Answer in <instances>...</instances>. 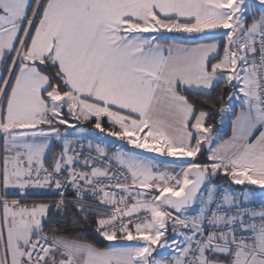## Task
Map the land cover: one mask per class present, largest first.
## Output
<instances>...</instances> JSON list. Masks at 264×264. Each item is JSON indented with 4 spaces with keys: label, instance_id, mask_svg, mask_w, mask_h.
Returning <instances> with one entry per match:
<instances>
[{
    "label": "snow or ice",
    "instance_id": "6c2138e0",
    "mask_svg": "<svg viewBox=\"0 0 264 264\" xmlns=\"http://www.w3.org/2000/svg\"><path fill=\"white\" fill-rule=\"evenodd\" d=\"M0 264H264V0H0Z\"/></svg>",
    "mask_w": 264,
    "mask_h": 264
},
{
    "label": "crops",
    "instance_id": "0c3cea01",
    "mask_svg": "<svg viewBox=\"0 0 264 264\" xmlns=\"http://www.w3.org/2000/svg\"><path fill=\"white\" fill-rule=\"evenodd\" d=\"M178 35H187V34H178ZM227 132L228 134H230V126L228 127L227 129ZM226 138V137H225ZM218 184V183H217ZM227 187L233 189V190H236V191H241V190H244L245 188L249 189V190H252V191H256V192H259L261 191L257 186L255 185H247V186H244V185H234V184H231L230 181H228V184H227Z\"/></svg>",
    "mask_w": 264,
    "mask_h": 264
},
{
    "label": "trees",
    "instance_id": "16d2710c",
    "mask_svg": "<svg viewBox=\"0 0 264 264\" xmlns=\"http://www.w3.org/2000/svg\"><path fill=\"white\" fill-rule=\"evenodd\" d=\"M215 182L216 183L224 182V183L228 184V180H226L223 177L216 178Z\"/></svg>",
    "mask_w": 264,
    "mask_h": 264
},
{
    "label": "rangeland",
    "instance_id": "374dc122",
    "mask_svg": "<svg viewBox=\"0 0 264 264\" xmlns=\"http://www.w3.org/2000/svg\"><path fill=\"white\" fill-rule=\"evenodd\" d=\"M108 139H114V138H111V137H109ZM117 143H120L119 141L117 142ZM137 151H142V150H137ZM146 155H150V156H154V155H156L155 153H146ZM170 159V158H169Z\"/></svg>",
    "mask_w": 264,
    "mask_h": 264
},
{
    "label": "built area",
    "instance_id": "2783aa9c",
    "mask_svg": "<svg viewBox=\"0 0 264 264\" xmlns=\"http://www.w3.org/2000/svg\"><path fill=\"white\" fill-rule=\"evenodd\" d=\"M218 184H223L224 186H226V187H227V184H226V183H224V182H220V183H218Z\"/></svg>",
    "mask_w": 264,
    "mask_h": 264
}]
</instances>
